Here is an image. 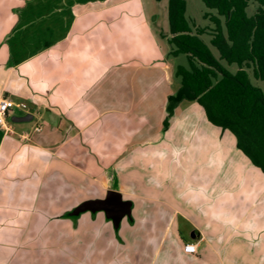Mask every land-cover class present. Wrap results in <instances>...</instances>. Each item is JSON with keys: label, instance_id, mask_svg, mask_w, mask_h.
<instances>
[{"label": "crops", "instance_id": "obj_1", "mask_svg": "<svg viewBox=\"0 0 264 264\" xmlns=\"http://www.w3.org/2000/svg\"><path fill=\"white\" fill-rule=\"evenodd\" d=\"M158 2L0 0V97L35 119L0 129V264H264V173L195 101L164 128L179 81ZM109 189L136 201L118 233L67 218Z\"/></svg>", "mask_w": 264, "mask_h": 264}, {"label": "trees", "instance_id": "obj_2", "mask_svg": "<svg viewBox=\"0 0 264 264\" xmlns=\"http://www.w3.org/2000/svg\"><path fill=\"white\" fill-rule=\"evenodd\" d=\"M159 1V0H158ZM214 24L210 46L202 39L204 29H192L185 16V0H167L170 36L168 55L183 54L187 67L176 65L177 90L168 96L164 128L182 101L197 102L212 125L229 131L235 145L264 173V93L250 81L264 80V0H202ZM253 3L252 14L247 13ZM220 60L235 64L230 72Z\"/></svg>", "mask_w": 264, "mask_h": 264}, {"label": "rangeland", "instance_id": "obj_3", "mask_svg": "<svg viewBox=\"0 0 264 264\" xmlns=\"http://www.w3.org/2000/svg\"><path fill=\"white\" fill-rule=\"evenodd\" d=\"M145 4L147 5V8L152 9V7L159 9V7L157 5H159L158 0H144ZM160 1V0H159ZM164 1V0H163ZM164 3V2H161ZM167 3V0H166ZM186 3V11H185V16L189 21V24L191 26L192 29L194 28H200V29H204V34L202 35V39L209 45V47L211 48L213 54L218 58V53L216 51L215 48H213L212 46H210L209 44V40L211 38L210 34H211V30L214 27V24L210 21V19L208 17H205V13H211V14H215V11L213 9H208L202 0H185ZM253 3H249V6L247 8V13L248 14H252L253 12ZM149 6V7H148ZM173 59L175 64H180V65H184L187 67V59L186 56L183 54H179L177 56H175V58H171ZM220 62L223 64V66H225V68H227L230 72H235L237 69V66L235 64H227L225 61L220 60ZM249 77H250V81L253 85L259 87L262 89L263 93H264V80L261 79H255L252 74L251 71L249 70ZM179 81V80H178ZM35 121V119H32L31 121L28 122H24L27 124L33 123ZM17 124V123H14ZM130 201V200H129ZM132 204L134 205L136 201H132ZM149 203V202H146ZM89 212H87L88 214ZM102 214V212H99ZM70 215V214H69ZM85 214H79L77 216H72L70 215L69 217H67L68 219H71L72 221H76V219L78 220L80 217L81 222H83V216ZM79 216V217H78ZM132 219H134L133 213L130 214V216H125L123 217L121 223L122 225L124 224H131ZM115 233H118V229L114 230ZM121 243V242H120ZM122 244V243H121ZM133 249L129 246V244H126V248L124 249L125 251V255L123 256L124 258L129 257L131 255L130 250Z\"/></svg>", "mask_w": 264, "mask_h": 264}, {"label": "water", "instance_id": "obj_4", "mask_svg": "<svg viewBox=\"0 0 264 264\" xmlns=\"http://www.w3.org/2000/svg\"><path fill=\"white\" fill-rule=\"evenodd\" d=\"M32 119V114L26 113L24 115H13L10 120L13 123L28 122ZM103 211L106 218L110 219L114 228L119 227L120 221L125 216L131 214V201L123 200L120 193L109 189L101 199H89L79 203L70 214L78 215L82 212Z\"/></svg>", "mask_w": 264, "mask_h": 264}, {"label": "built area", "instance_id": "obj_5", "mask_svg": "<svg viewBox=\"0 0 264 264\" xmlns=\"http://www.w3.org/2000/svg\"><path fill=\"white\" fill-rule=\"evenodd\" d=\"M16 106L20 108H25V104H17L13 100L0 97V129L3 131L4 134H11L14 133L12 128L13 122L10 120L11 117V110L14 109ZM41 129V125H35L33 127L34 131H39ZM26 133H23L21 137H25ZM183 251L189 254H195L197 252V244L196 243H184Z\"/></svg>", "mask_w": 264, "mask_h": 264}]
</instances>
